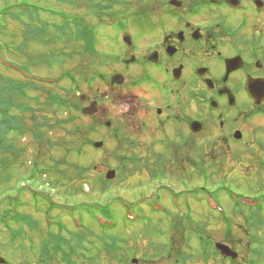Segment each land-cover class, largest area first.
<instances>
[{
  "label": "rangeland",
  "instance_id": "1",
  "mask_svg": "<svg viewBox=\"0 0 264 264\" xmlns=\"http://www.w3.org/2000/svg\"><path fill=\"white\" fill-rule=\"evenodd\" d=\"M1 1L3 0H0V10L3 9ZM12 1L15 0L9 2ZM29 2L32 4L30 7L34 8L35 6L36 12L40 16V20L34 22L35 29L28 27L29 22L26 15L28 10L25 9L28 6L27 3H23L20 7L9 11L19 14L21 16L19 21H14L9 17L8 23L6 22V15L0 14V25L3 27L0 28V32L6 35L3 38L0 37V39H3L5 44L12 49L11 52L9 50L4 53L6 61L14 63L17 61L16 63L21 64L27 70H33V76H45L53 80L60 77L64 71L72 74L87 73V83L80 84L81 89L76 93V96L69 95V99L73 102L79 103L82 107L87 106L95 96L106 91V88L98 79H92L95 73L102 71L107 75L116 69L114 61L110 60L107 63L108 59L102 54L116 57L125 50L120 40L121 29L119 26L109 24L108 21L97 25V16L101 13L104 15L107 13L119 15L128 9H135L137 7L136 3L129 2L130 7L128 8V4L118 0H29ZM82 16H85L86 23L89 25L88 30L82 27ZM133 24L132 22L131 25ZM139 27L147 29L146 26L140 25ZM38 29L41 35L37 36L36 42L30 44L28 38H32L33 34L31 33L36 32ZM144 33L145 30L137 31V34L141 37L145 35ZM85 36L92 37L93 47L97 50L101 63L105 64L104 68L97 64L95 59V61L90 62L89 56H85L83 50ZM15 47L20 49L19 53L15 51ZM88 64L90 67H87ZM0 72L9 77L21 78L19 74L6 72L5 69L2 71L0 68ZM60 87L63 88L62 91L58 89L54 92L68 96L69 92L66 91L71 90V83L66 80L60 83ZM153 94L145 87L138 90L136 95L151 99L154 96ZM120 95V97L126 98L124 102L127 103L131 100L130 96L134 94L128 88H124ZM98 101L100 113L96 120L82 117L76 111H61L58 115L62 120L73 117L75 123L81 126L94 127L95 125V133L90 134L88 139L92 140V143L98 141L104 143L101 149H94L92 145L87 146L83 158H77L74 154H71V158L69 156L68 159L86 166H94L95 169L89 177L93 179L102 177L109 182L110 191L105 195H102L99 191L91 195V189L85 186L81 192L87 197L83 195L74 201L88 203L91 200V202L97 200L105 204L108 203L105 199L109 195L122 197L134 204L136 201H141L142 203L139 204L142 205L144 211L140 214L148 217L150 209L147 208V204L153 202L152 198L157 195L162 197L160 198L162 204L168 206L167 214L169 210L174 212L167 216V222L165 216L151 215L149 217V221L152 220L151 224H148V222L142 224L139 221L135 225H130L121 221L124 212L122 209L117 208L119 204H116L114 212L117 213L114 218L118 221L120 219L119 227L113 231H102L92 224L89 217L78 211H73V215L84 217L89 230L93 232L88 236V242H94L101 252V256L93 255L90 257L88 255L90 263L92 260L93 264H98L95 261L100 260L101 264H132L136 260L137 264H177V261L182 259V264H205L202 262L203 258L200 255L210 252L214 240L217 243H225L223 239L226 238L227 241H230L228 243H232L233 250L239 254L240 261L243 260L246 263L248 259L251 264H264V209L249 210L248 208H242L243 210H236L232 208L235 202L231 201V204L230 201H227V192L221 190V188L228 189L233 194L253 196V198L264 196V170L260 165V162L264 160L263 135L258 140V143L261 142V144L249 145L247 148L243 146L244 143L231 144L228 148L217 139H211L212 136H215V133H211V129H209L197 135L193 144L185 138L188 136L185 127L182 128V126L171 122L163 126L166 132L164 136L162 133L156 132L152 118L143 116V112H138L137 121H134L129 114L130 112L127 111V106L113 105L109 98ZM133 106L134 104H131V107ZM106 121L113 122L120 129L115 131L111 127L110 132H108V128L104 126ZM93 122L94 124H91ZM142 122L149 125L142 127L140 125ZM27 126L30 127L31 124H27ZM68 128H71V124L66 127V129ZM261 128L262 126L255 128L253 132H257ZM66 129L59 130L55 134V140H62ZM247 131L249 132V130ZM250 134L251 132L248 135ZM116 136L118 137L116 138ZM257 137H261V134ZM72 139H79V136L65 138V140ZM124 140H127L129 144L125 143ZM209 140H213L215 144ZM14 142L16 151L20 156L18 159L9 156V162L12 163L13 167V169L10 167V170L7 171V175L10 174L9 180H11V184L6 183L9 187H12L15 182H19L21 175L24 177L31 176L30 167L38 157L43 156L40 159H50L52 156L61 160L65 156L59 149L49 150L48 153L46 148L41 149L40 145L32 142L30 138L17 136ZM122 159L127 160V162H121L122 164L119 165ZM46 163L53 165L47 162V159ZM135 165L138 166L137 169L141 168V171L136 170L133 172ZM48 170L49 172L44 171V176L41 179L39 177L38 181L29 179L23 185L28 190L35 192L36 198L32 197L33 202L29 194H26L24 200L26 191H20L18 196L11 202H2L3 206L13 204V209L17 204H20L21 207L16 208L20 209L19 211L22 214H32L41 228L40 235L45 237H48V235L42 216L34 213L36 212V200L41 203L44 215L48 211L45 209L47 204L44 200L50 204L57 203L60 206H63L62 203H72L67 200L68 198L58 196V191L53 188L57 176L64 177L61 183H68L67 168L60 166L58 171L64 173H58L57 175L50 169ZM110 170L116 171L115 178L111 180L107 178V173ZM75 184L80 185L79 181H76ZM163 186L170 187L173 192L180 193L179 199L181 202L185 198H190L192 211L187 212L184 207H181L180 210L174 209L171 205V196L168 191L164 190L165 187ZM92 187H99V183H93ZM204 189L213 192L216 199L225 206V211L231 218V222L223 224L218 220L217 214L211 215L209 213L207 202L197 200L204 199V192L196 195ZM153 191L156 192V195L154 194L152 197L151 193ZM155 198L157 199V197ZM6 209L11 213L9 207H6ZM43 209L45 210L43 211ZM61 213H63L60 214L61 219L64 220L67 229L74 232L75 224L70 217L72 214L67 216L65 214L67 212ZM64 217L70 219H64ZM174 223H177L178 230L174 228ZM15 225L17 223L13 224V227ZM164 233L167 237L162 235ZM65 234H67L66 231L63 235ZM68 238L71 240V235ZM104 239L107 244L113 245L118 251L113 253L112 250L106 248V245L102 244ZM240 242H244V245H241ZM1 243L7 244L8 241H1ZM90 243L86 244L87 247H91L92 244ZM248 243L250 244V250ZM1 250H3L2 247H0V256L8 258L11 264H33L31 258L27 259V263H24L21 252L18 256L10 255L9 247H6L7 252ZM2 253H6L5 256L1 255ZM81 254H83V250ZM57 259L54 264H57Z\"/></svg>",
  "mask_w": 264,
  "mask_h": 264
},
{
  "label": "flooded vegetation",
  "instance_id": "2",
  "mask_svg": "<svg viewBox=\"0 0 264 264\" xmlns=\"http://www.w3.org/2000/svg\"><path fill=\"white\" fill-rule=\"evenodd\" d=\"M118 1L128 8L133 1L137 7L111 13L125 50L116 56V69L107 75L101 71L98 80L112 104L127 106L134 121L143 112L164 136V125L185 127V138L193 144L209 129L215 133L211 139L228 148L257 144L264 136V0ZM140 30H145L142 37L137 34ZM115 75L121 76V87L110 84ZM145 87L154 93L151 99L136 95ZM124 88L134 94L127 103L120 97ZM194 124L200 129L197 133ZM223 242L214 240L202 262L251 264L248 259L240 261L230 241ZM217 244L227 246L229 255H222Z\"/></svg>",
  "mask_w": 264,
  "mask_h": 264
},
{
  "label": "trees",
  "instance_id": "3",
  "mask_svg": "<svg viewBox=\"0 0 264 264\" xmlns=\"http://www.w3.org/2000/svg\"><path fill=\"white\" fill-rule=\"evenodd\" d=\"M9 1L10 0L1 1L3 9L0 10V14L2 13V15H6V22H8L9 17L14 21H19L21 16L9 11L13 8L20 7L23 3H27L28 6L25 7V9L28 10V13H25L28 16V27L30 29H35L34 22L40 20V16L36 12L35 6L34 8H31L30 5L32 4L29 0ZM82 19V27L88 30L89 25L86 23L85 17L82 16ZM0 28L3 27L0 25ZM91 28L92 27L90 26V29ZM4 29L6 28L4 27ZM12 33L14 32L12 31ZM31 34H33V37L28 38L30 44L37 41V36L41 35V32L38 29ZM5 36L6 35L1 34L0 32V37L3 38ZM84 40L85 44L83 45V50L85 51V56H89L90 62L96 60L98 64L99 54L93 47L92 37L85 36ZM9 42L10 40L8 43ZM9 50L11 52V47L6 45L3 39H0V68L2 71L5 69L6 72H14L21 76V78L18 79L6 76L0 72V186H3L0 187V247L3 249L1 251L7 252L6 247H9L10 255L19 256L21 252V255L24 258V263H27V259L31 258L33 264H54L55 260L60 257L57 259V264H89L90 260L88 255H90V257L93 255L101 256V252L97 249L96 254H94L97 247L94 242H88V236L93 234V232L89 230L84 217L73 215V211H78L84 216L89 217L92 224L96 225L100 230L113 231L116 228L113 230L111 228L105 229V222H116L114 216L117 212H114V206L119 204V207L117 208L130 211L131 205H137L135 208L139 209L138 204L141 203V201H136L134 204L122 197H113L110 195L106 197L105 200H107L108 203L105 204H102L97 200H93L96 202H91V200L89 201L90 203L74 201L78 197L85 195L81 192L85 186H88L91 189V195L95 194L96 191L105 195L111 188L109 182L105 181L102 177H100V179L89 177L90 174H92L91 172L95 169L94 166H86L80 162L68 159L71 154H74L77 158H83L85 148L93 144L92 140H89L88 137L90 134L95 133V125L94 127H89L87 125L81 126L75 123L73 117L66 120H62L58 117L61 111H76L81 115L82 107L79 103L70 100L69 95L76 96V93L81 89L80 84L87 83V73L79 72L78 74H72L68 71H64L56 80L39 75L38 77H35L32 75L33 70H27L22 67L21 64L16 63L17 61H15V63L6 61L4 53ZM19 50L20 49L15 47L16 52L19 53ZM104 57L107 58L106 56ZM87 67H90V65L88 64ZM92 79H96V73ZM66 80L71 83L72 87L71 90H65L66 92H69L68 96L54 92V90L58 89L62 91L63 88L60 87V83ZM27 124H31V126L29 127ZM70 124L71 128L66 129ZM91 124H94V122ZM61 129H66L62 140H55V134ZM76 135L77 137L79 136V139L65 140L67 137H73ZM17 136L32 139V142L40 145L41 149L43 147L46 148L48 153L49 150L52 151L54 149H59L65 156L61 160L52 156L50 159H40L43 156L38 157V159L33 161V164L30 167L29 171L31 176H25V178L21 175V180L15 182L12 187H9L6 183L11 184V180H9L10 174L8 176L7 171L10 170V167L13 169L12 163L9 162V156L17 157V159L20 156L16 151L14 142ZM124 142L129 144L127 140H124ZM6 155H8V157H6ZM69 158H71V156ZM46 159L47 162L53 165L51 166L47 164ZM124 161L127 162V160L122 159L119 165ZM60 166H65L67 168L68 183H61L64 177L57 176L53 188L58 191V196H61V198L66 197V199L68 198L67 200H70L72 203H62L63 206H60L57 203L50 204L44 200L47 204L45 209L48 210L47 214L44 215L41 203H38L36 200V212L34 213L42 216L48 235V237H45L40 235L41 228L39 227V223L34 219V216L32 214H22L19 211L20 209L18 208L21 207L20 204L16 205L18 208L15 207L13 209V204L10 203V206H3L2 202H11V200H14V198L18 196L20 191H26L24 194V200L27 196L26 194H29L31 200L32 197L36 198L35 192L28 190L23 185L27 183L29 179H36L38 181L39 177L41 179V177L44 176V171L49 172L48 169L56 175L58 173H64L58 171ZM136 167L138 166L135 165L134 170H132L133 172L136 170L141 171V168L137 169ZM76 181H79V186L75 184ZM93 183H99V187H92ZM202 191L203 190H201V193H206L205 190ZM85 197L87 196L85 195ZM50 206L51 208H49ZM6 207L10 208L11 213ZM238 208L241 210L240 206ZM45 209H43V211ZM57 210H64L60 211V214H63L61 212H67L65 213L67 216L72 214L71 216L69 215L71 220L73 222L77 221L80 224V227L74 230V232L68 230L64 224V220L61 219L59 211ZM65 218L70 219L69 217H64V219ZM99 218L102 219V222L98 225L96 221ZM15 223H17V225L13 227V224ZM173 225L174 228L178 230L177 223H174ZM64 231H66L67 234L63 235ZM69 235L72 237L71 240L68 238ZM1 241H8V243H1ZM97 241L99 242V240ZM88 243L92 244L91 247H87L86 244ZM102 244H105L106 248L112 250L113 253L118 251L113 245L107 244L105 239ZM82 250L83 254H81ZM5 254L6 253H2L1 255L5 256ZM6 259L8 260V258ZM99 261L100 260H96L95 262L101 264ZM90 264H93L92 260Z\"/></svg>",
  "mask_w": 264,
  "mask_h": 264
},
{
  "label": "water",
  "instance_id": "4",
  "mask_svg": "<svg viewBox=\"0 0 264 264\" xmlns=\"http://www.w3.org/2000/svg\"><path fill=\"white\" fill-rule=\"evenodd\" d=\"M121 84L122 83V80L120 79V76H116L113 78V82L112 84ZM105 95H103L104 97ZM98 112V109H97V104L96 102H93L89 107L83 109V114L85 115H94ZM110 124H108L109 126ZM198 129H195V131H197ZM238 137V136H237ZM103 146V143H95V147L96 148H101ZM116 176V172L111 170L107 173V178L109 180L111 179H114ZM217 248L220 249L224 254H227L229 255L230 251H229V248L223 246V245H217ZM0 264H6V261L2 258H0Z\"/></svg>",
  "mask_w": 264,
  "mask_h": 264
},
{
  "label": "bare ground",
  "instance_id": "5",
  "mask_svg": "<svg viewBox=\"0 0 264 264\" xmlns=\"http://www.w3.org/2000/svg\"><path fill=\"white\" fill-rule=\"evenodd\" d=\"M118 227H119V226H118ZM118 227H117V228H118Z\"/></svg>",
  "mask_w": 264,
  "mask_h": 264
}]
</instances>
